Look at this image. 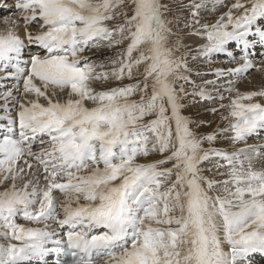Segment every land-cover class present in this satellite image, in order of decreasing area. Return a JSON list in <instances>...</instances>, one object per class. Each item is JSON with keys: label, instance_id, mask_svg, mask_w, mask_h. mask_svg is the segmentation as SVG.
Wrapping results in <instances>:
<instances>
[{"label": "snow or ice", "instance_id": "1", "mask_svg": "<svg viewBox=\"0 0 264 264\" xmlns=\"http://www.w3.org/2000/svg\"><path fill=\"white\" fill-rule=\"evenodd\" d=\"M209 4L226 9L214 22ZM183 6L184 27L204 41L191 58L237 65L214 69L226 85L191 78L163 0H14L0 28V80L13 81L0 92V264L264 256V144L249 143L264 132V84L237 86L264 75V53L256 63L252 52L264 48V0ZM186 85L219 101L211 111L226 127L193 130Z\"/></svg>", "mask_w": 264, "mask_h": 264}, {"label": "rangeland", "instance_id": "2", "mask_svg": "<svg viewBox=\"0 0 264 264\" xmlns=\"http://www.w3.org/2000/svg\"><path fill=\"white\" fill-rule=\"evenodd\" d=\"M163 2L168 4L170 7V12L167 14V18L173 21L171 25L173 32L179 34L181 42L184 45L188 46L189 51L191 53L188 58L189 66L192 69L191 78L195 80L197 84H201V85H204L208 80H216L218 85L220 84L226 85L227 79L221 78L217 80V78L212 74L216 67L223 66L227 68L229 63L226 56L223 55L219 56L215 64H209L202 57L199 58L198 60H193L191 58L192 56L196 55L195 49L200 47V46H194L193 44L194 41H191V38L195 37V35H192V30L190 28L184 27L185 22L189 21L191 19V16L189 10L185 8L183 5L191 3V0H163ZM13 4H14V0H0V28L3 27L2 18L4 16H12V14L14 13L15 10L12 7ZM221 10L219 12H214L212 11L211 4H209V7L202 11V15L207 21L214 22L218 15H220L223 11H226L225 9H221ZM13 18L16 17L13 16ZM22 33L23 31H21V35ZM258 49H262V51L259 52L257 51ZM111 51L112 50H105L103 52H93V53H89V55L95 59L96 57H103L105 55H110ZM252 52H253V59H255L256 63H259L261 59V54L264 53V48H262L260 45H256V47L252 50ZM256 52L259 53L256 54ZM230 65L228 67H231ZM232 67H235V64ZM197 72L201 73V75L197 76L196 75ZM257 73L258 72H256L255 70H252L248 75L247 79L238 81L237 86L239 87V89L243 85L242 83H245L246 85V82L244 81L249 80L251 77H254L255 74ZM3 75L4 73L0 72V76ZM231 79H235V77H231ZM12 85H13V81L11 80V78L7 80H0V92H3L11 88ZM186 87L188 89L189 96L184 101L185 108L183 111V115L189 117L191 120L195 122L193 124V130L196 131L198 134L207 135L210 133H215L217 129L226 127V124L222 123L220 120V113L211 111L213 107L219 108V101L218 100L204 101L201 100L199 97H192L190 95L193 90L192 86L186 85ZM207 90L211 92L213 96L216 95V92L211 85L207 86ZM224 95L227 96V93H224ZM193 99H195L196 101L195 103H192ZM224 103H228V100L225 99ZM251 139H256L257 141H263L264 136H262L263 140L260 138V135L258 134L252 137ZM259 144H263V142H259L257 145ZM228 146L229 144L225 136L218 137L216 147L227 148ZM242 146L243 145H239L238 147H242ZM205 147H207V145H205ZM262 257L263 256L256 254L252 258V264H264V259Z\"/></svg>", "mask_w": 264, "mask_h": 264}, {"label": "bare ground", "instance_id": "3", "mask_svg": "<svg viewBox=\"0 0 264 264\" xmlns=\"http://www.w3.org/2000/svg\"><path fill=\"white\" fill-rule=\"evenodd\" d=\"M226 10V9H225ZM222 11V10H221ZM22 36H23V33H22ZM191 41H194V46H200L202 43H203V41L199 38V36H195V37H192L191 38ZM259 48V47H258ZM256 51V50H255ZM257 51H259V52H261L262 51V49H258ZM259 52H256V54L257 53H259ZM227 60H228V57H227ZM254 62H255V59H254ZM230 65V64H229ZM228 65V66H229ZM234 64H231L230 66L232 67ZM227 66V67H228ZM237 65H235V67H236ZM223 67V66H222ZM226 82V81H225ZM244 82H246V85H245V83H242L243 85L240 87V90L241 91H250V90H255V89H257V88H259L262 84H264V75H262L261 73H257V74H255V76L254 77H251L249 80H246V81H244ZM258 135H260V138L262 139V136H264V133L263 132H261V133H259ZM263 140V139H262ZM259 142H263V144H264V140L263 141H257L256 139H249V143L250 144H255V143H259ZM256 144V145H257ZM263 259H264V256L262 257ZM52 259V258H51ZM260 260V259H259Z\"/></svg>", "mask_w": 264, "mask_h": 264}]
</instances>
